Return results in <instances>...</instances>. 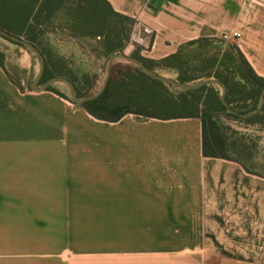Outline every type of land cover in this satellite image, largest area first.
Returning a JSON list of instances; mask_svg holds the SVG:
<instances>
[{
  "label": "crops",
  "instance_id": "0c3cea01",
  "mask_svg": "<svg viewBox=\"0 0 264 264\" xmlns=\"http://www.w3.org/2000/svg\"><path fill=\"white\" fill-rule=\"evenodd\" d=\"M105 1L145 59L227 33L264 77V0ZM0 264H264V176L204 156L198 117L100 120L0 67Z\"/></svg>",
  "mask_w": 264,
  "mask_h": 264
},
{
  "label": "trees",
  "instance_id": "16d2710c",
  "mask_svg": "<svg viewBox=\"0 0 264 264\" xmlns=\"http://www.w3.org/2000/svg\"><path fill=\"white\" fill-rule=\"evenodd\" d=\"M100 3L110 13L109 18H105ZM132 23L131 18L113 11L105 0H0V28L32 43L43 57L40 82L64 77L73 83L78 97L91 95L97 74L61 53L51 42L50 35L56 29L64 28L74 37L93 38L96 41L94 50L107 57L124 50ZM130 56L152 70L174 72L175 79L182 83L219 79L225 85L226 104L221 100V89L217 84L183 89L154 79L129 62L111 65L104 90L81 104L73 102L52 85L46 90L79 105L93 117L110 122L118 121L127 113L159 119L198 117L204 156L233 160L247 172L264 176L255 169V149L245 133L223 122L233 120L264 126V103L257 113L243 116L258 108L264 77L253 70L235 43L217 36L200 37L158 60L143 58L137 49L132 50ZM4 58V53L0 52V67L23 91L24 88L9 76Z\"/></svg>",
  "mask_w": 264,
  "mask_h": 264
},
{
  "label": "rangeland",
  "instance_id": "374dc122",
  "mask_svg": "<svg viewBox=\"0 0 264 264\" xmlns=\"http://www.w3.org/2000/svg\"><path fill=\"white\" fill-rule=\"evenodd\" d=\"M100 6L106 14L105 18H109L111 15L106 7L102 3H100ZM92 17L95 18L96 16L93 15ZM50 40L52 43L57 45L61 53L72 58L75 64H82L85 69H88L90 72L97 74L95 84L90 90L91 94L97 92L102 86L106 77V69L109 56L104 57L102 56V53H99V50H94L96 41L93 38L88 37H74L70 34L69 30L64 28L56 29L55 32L50 35ZM0 52L4 53V64L6 70L9 73V76L14 81L18 82L22 87L28 90H32V83L38 73L39 68V62L36 55L27 48L14 44L3 38L2 36H0ZM124 52L129 55L131 54L130 51ZM126 63L128 62L124 59L116 58L112 62V65H124ZM155 70L153 71L163 76L175 79V74L172 71L166 69ZM42 84L43 82H40L39 87L42 86ZM51 85L58 91L65 94L67 97L71 98V90L65 83L56 82ZM218 87L219 89H221L220 86ZM223 122L245 133V137L251 143V145H253V149H255L253 152L255 157V169L258 172L264 174V126L245 125L241 122L233 120H223Z\"/></svg>",
  "mask_w": 264,
  "mask_h": 264
},
{
  "label": "water",
  "instance_id": "95a60500",
  "mask_svg": "<svg viewBox=\"0 0 264 264\" xmlns=\"http://www.w3.org/2000/svg\"><path fill=\"white\" fill-rule=\"evenodd\" d=\"M163 1L164 0H151V3L154 4L156 7H160L161 4L163 3ZM0 35L3 37H6L7 39H10L11 41L22 44L28 50H30L32 53H34L36 55V57L38 58V62H39L38 73H37V75L34 78L33 83H32V90H34L36 92L46 90L53 83L62 82V83H65L69 87V89L71 90V100L77 104H81L87 100H91V99L97 97L104 90V88L107 84L109 74H110L112 62L116 58H122L125 61L140 67L146 74H148L152 78L160 80V81L167 83V84H172V85L178 86V87L183 88V89H195V88H198V87L203 86L205 84H217L221 88V95H220L221 100L224 104H226L225 99H224V95H225V91H226L225 85L219 79H208L205 81H200V82L195 83V84L182 83L180 81H177L174 78L166 77V76H163V75L153 71L152 69L147 67L141 60L130 56L129 54L125 53L124 51L112 53L108 57L106 77H105L104 82H103L102 86L100 87V89L97 92H95L94 94L84 96V97H78L73 83L64 77H59V76L52 77V78L48 79L47 81H45L42 84V86L39 87L40 79H41L43 69H44V60H43V57H42L40 51L32 43L24 40L21 37L10 34L1 28H0ZM263 103H264V88L261 91L260 103H259L258 108L253 113L246 114L243 116L247 117V116H251V115L257 113L261 109ZM228 111L233 112L231 109H228Z\"/></svg>",
  "mask_w": 264,
  "mask_h": 264
},
{
  "label": "built area",
  "instance_id": "2783aa9c",
  "mask_svg": "<svg viewBox=\"0 0 264 264\" xmlns=\"http://www.w3.org/2000/svg\"><path fill=\"white\" fill-rule=\"evenodd\" d=\"M150 34H151V30L149 28L145 27L139 20H135L132 25L124 51L131 52L136 47L147 49L150 44V37H149ZM232 36L238 37L239 33L233 32ZM218 37L223 40H228L230 38L227 33H222Z\"/></svg>",
  "mask_w": 264,
  "mask_h": 264
}]
</instances>
